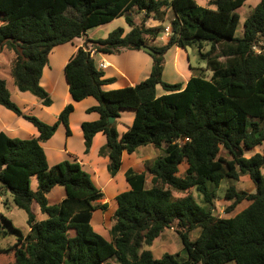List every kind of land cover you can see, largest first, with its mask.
I'll use <instances>...</instances> for the list:
<instances>
[{
    "label": "trees",
    "instance_id": "obj_1",
    "mask_svg": "<svg viewBox=\"0 0 264 264\" xmlns=\"http://www.w3.org/2000/svg\"><path fill=\"white\" fill-rule=\"evenodd\" d=\"M247 1L208 0L206 7L198 0H0V53L6 48L12 52L14 88L31 94L46 108L53 100L41 80L56 48L76 46L80 39L104 54L150 47L151 75L135 87L105 91L104 86L114 80L105 79L84 46L64 73L74 102L87 98L98 102L87 113L100 118L82 124L85 154L90 153L96 135L103 133L107 142L98 156L109 160L111 178L120 172L124 154L148 146L159 152L144 170L126 171L127 190L116 197L107 240L92 226L94 214L108 209L94 177L71 157L49 165L42 146L61 125L67 136L72 135L74 105L66 106L56 122L47 123L26 113L0 77V106L38 132L36 138L21 139L0 129V198H11V205L25 212L30 228L25 234L0 216L1 223L17 235L13 246L0 250L7 264H111L112 260L117 264H264V153L244 156L264 144V0L245 19L238 37L241 16L237 11ZM122 17L131 28L129 33L118 27L106 39L88 38L90 30ZM151 20L157 25H148ZM166 32L170 35L163 44L151 45ZM205 45L210 46L206 53ZM174 47L198 48L210 79L195 75L186 85L165 82V57ZM158 87L166 94L158 96ZM124 111L133 112L134 121L121 135L117 127ZM109 118L115 119L114 124L109 125ZM183 165L186 169L181 172ZM242 176L250 178L255 192L229 187L225 199L232 205L227 213L244 202L248 207L235 217H216L215 190L224 179L238 182ZM56 187L64 189L65 199L52 203L48 195ZM192 189L210 208L199 206L191 194L173 195ZM37 209L45 220L38 219ZM174 227L186 259L169 253L156 259L151 251H142ZM195 230H200L199 237L191 241L189 235Z\"/></svg>",
    "mask_w": 264,
    "mask_h": 264
},
{
    "label": "crops",
    "instance_id": "obj_2",
    "mask_svg": "<svg viewBox=\"0 0 264 264\" xmlns=\"http://www.w3.org/2000/svg\"><path fill=\"white\" fill-rule=\"evenodd\" d=\"M138 20H139V18H138ZM116 21H120L119 22L120 25L118 27L124 28L126 34L131 31V28L127 25L125 18L122 17L120 19L115 20L114 22H116ZM114 22H112L111 24H108V25H112ZM148 25L156 26L157 24L154 21V24L149 22ZM108 27H110V26H108ZM114 29L115 28L107 30V27H106L105 31H104L105 33L102 34L103 32H100L101 34L99 33V35L98 36L96 35L95 38H93L90 34H87V35H88V38L91 40L106 39L108 37V35ZM162 39L159 40L158 42L154 43V46H160L163 43ZM83 40L84 39H80V41L76 44V46H73V45L61 46L63 48L70 47V48H66L67 49L66 52L69 53V56H67V59L65 61H63L61 64L63 71L65 70L66 65L68 64V62L70 61L72 56L76 53V51L80 47H83L81 44V42ZM160 41H162V42L159 43ZM57 49L58 48H56L50 54L49 66L51 64V59L56 54ZM171 51H172V54L169 56L168 60H169V62H172V67H173L172 73L174 76L173 80H175V81L174 82H171V81L168 82L167 80H165V77L167 74L166 65H165V69H164L163 79L165 82H167L169 84L183 83L184 85H186L188 83V81L191 79V77L195 76V75H192L190 73L191 70H193L192 67L188 66V69H187V64L189 63L188 50H183V49H180L178 47H174L173 49L170 50V52ZM92 52H93L92 56L94 57V60L97 58V62H95V63L97 65L98 69L105 74V79H113L114 80V82L112 84L104 86L105 91L117 90V89H121V88H125V87H135L136 85L145 81L151 75L152 67H153V59L149 54H147L143 51H125L124 50V51H121L117 55L116 54L97 53L96 51H92ZM167 54L165 57V60H166L165 64H167ZM182 56H183V58H182ZM184 57L186 60L185 62H184ZM180 59L182 60V63L184 64L183 66H180ZM100 64H105V68L100 69ZM47 73H48V71H44V74H43V77L41 80V85L45 88V90L47 92L50 91V93L52 94V91L54 92V90H55V86H56V88H58L57 84H59L60 82L58 81L57 84L55 83L54 85H52L53 87H50L49 86L50 82L48 81L49 80V74H47ZM64 75H65V73H64ZM64 80L62 79L63 85H65L64 86L65 97H63L64 103L61 105L60 109H58V110H55L54 102H53V105L49 108L43 107L41 105L40 101L38 99H36L34 96H32L31 94H20L19 92H17L16 88H14L16 91V94H15L16 98L18 100H23V102H28V105H25L26 106L25 108H28L29 105H31L32 108L29 112H33L34 110H38L40 112L39 117L43 121H45L47 123H51V124L58 120L60 113L65 109L66 106H68L69 104H73L75 107V111L70 117V129H71L72 135L67 136L66 128L63 125H61L59 127L58 131L56 132V134L54 135V137L52 139H50L48 142L43 143L42 146H43V148L46 151V154L48 156L47 157L48 162L55 160L54 159L55 156L53 158L54 153L58 157V160H56V162H54V163L51 162V165L52 164L54 165L56 163H59L63 160H66L67 158L71 157L72 159L80 162L84 166V168H86V169L89 168V170H91L90 172L98 178L100 172L96 171V169H98L100 164H104L103 166H105L107 168V165L109 163L108 159H103V158H100L98 156V151L103 145L106 144L107 138L103 133L97 134L96 137L94 138L93 146L91 148L90 153L88 155H86L85 154V146H84V137H83V132H82V124L84 122H92V121H96L100 118V116L97 113H90V114L87 113V110L92 108V107L97 106L98 102L94 98H87L82 102H74L72 99V96L69 93V86H68L66 77H64ZM51 94H50V96H51ZM157 94H158V96H162V95H165L166 92L161 87H158L157 88ZM0 110H2V108H0ZM78 110H81L82 118L76 120V113ZM2 111L3 112L0 111V129L2 131H4L5 133H7L8 136H10L11 138H23V139L36 138L38 136V132H37L36 128H34L31 124H29L28 122L23 120L27 125V128H26V127H24L26 125L22 124L24 122L20 123L18 118H14V117H16V116H14V114H12L11 112L8 113L4 110H2ZM5 120H10V121H5ZM74 121L76 123L75 126H74ZM133 121H134V113L130 112V111H124L122 113V117L118 121L119 124H118L117 128H118L119 133L121 135L123 133H125L126 127L131 126L133 124ZM61 134L64 135V139H62L61 145L57 146L54 142L56 141V139ZM75 136L78 137L82 143L81 149L76 150L75 148L72 147L73 139ZM51 150H53V151L51 154H49V152ZM134 155H135V153L133 155L124 154L123 166H122L120 172L114 178H111L109 176L110 178L107 181V185L113 186V190H112V193H113L112 199L113 200H116V197L119 194H121L127 190V185L124 184L125 183L124 176H125L126 171L131 167L128 168V165L125 162V156H128V157L132 156L133 157ZM125 165H127L126 168H125ZM106 173H107V175H109L108 171H106ZM96 184L98 187L101 186V185H98V183H96ZM33 189H36L35 184L33 185ZM48 199L52 203L62 202L65 199L64 189L61 187H56L48 195ZM7 201L10 203V205H8V206L5 204ZM107 201L108 200L106 198H104V202L106 203ZM108 207H109V204H108ZM36 212H37V217L40 221H43L46 219L45 215L39 213L38 209L36 210ZM97 212H104V211H97ZM1 215L10 219L12 221L13 225L18 228V225L14 221V218H17L19 216V213L18 212L14 213V211L12 210L11 198H9L8 196L0 198V216ZM11 218H13V220ZM22 220H23V217H22ZM0 223H1V221H0ZM21 224H24V223H21ZM22 231L25 234H28L30 232V228L27 225V219H26V226L24 227V230H22ZM0 250H4V249H0ZM7 263H8V260L5 258H2L0 255V264H7Z\"/></svg>",
    "mask_w": 264,
    "mask_h": 264
},
{
    "label": "rangeland",
    "instance_id": "obj_3",
    "mask_svg": "<svg viewBox=\"0 0 264 264\" xmlns=\"http://www.w3.org/2000/svg\"><path fill=\"white\" fill-rule=\"evenodd\" d=\"M258 2H259V0H248L244 4V6L237 11L241 16L240 24H239L238 32H237L238 37L242 36L243 28H244V21L250 15V13L253 12L254 7L257 5ZM198 3L201 6H206V7L208 6L207 5L208 0H198ZM119 22L120 21H116L112 25H106V26L99 27L98 29L97 28L92 29L89 31L88 34H90L93 38H95L96 35L98 36L100 32H103L102 34H104L106 27H107V30L113 29V28L117 29L118 26L120 25ZM150 23L154 24V22L152 20L150 21ZM108 26H110V27H108ZM169 35H170V33L166 32V35L163 36V39H162L163 42H165L169 38ZM161 42L162 41H160L159 43H161ZM86 43H87V41L85 39L81 42L82 46L88 47V49L91 52L95 51L91 44H89V46H87ZM151 45H154V44L151 43ZM66 48H70V47H65V48H63V47L59 48L58 47V49L56 50L55 56L51 59L50 66H48L45 69V71H48L47 74H49V80L48 81L50 82L49 83L50 87H53L52 85H54L55 83L57 84L58 81L60 82L59 84H57L58 88H56V86H55V90H54V92L52 91V94L49 91V93L51 94V97L53 99V102H54L55 110L60 109L61 105L64 103L63 97H65V92H64L65 91V89H64L65 85H63L62 79L64 80L65 75H64V71L61 67V64L63 61H65L67 59V56H69V53L66 52V50H67ZM187 50H188V58H189V63L187 64V69H188V66L193 68V70H191L190 73L192 75L202 76L204 78L210 79L211 73L209 71H207L206 63L201 60L198 48L191 47V48H188ZM209 50H210V46L205 45L204 53L208 52ZM169 52L167 54V64H165L166 69H167L166 70L167 74H166L165 80H167L168 82L169 81L174 82L175 80H173L174 76L172 73V68H173L172 62H169V60H168L169 56L172 54V51L170 53ZM114 54L117 55L119 53L116 52ZM12 56L13 55H12L11 50H9L7 48L4 50L3 53H0V77L6 79L9 91L11 92L13 98L16 100V95H15L16 91L14 89V82H13L14 80H13V77L11 75V69H10ZM182 58H183V56H182ZM185 61L186 60L184 57V62ZM95 62H97V58L95 59ZM165 62H166V60H165ZM183 65L184 64L182 63V60L180 59V66H183ZM19 101L21 102V105L23 106L26 113L31 110V108H32L31 105H29L28 108H25L26 107L25 105H28V102H23V100H19ZM0 108H2V110L6 111L8 113L11 112L2 106H0ZM2 110H0V111L3 112ZM11 113L14 114L13 112H11ZM29 113L40 118L39 117L40 112L38 110H34L33 112H29ZM14 116H16V115L14 114ZM14 118H18V117L16 116ZM81 118H82L81 110H78L76 113V120L81 119ZM18 120L20 123L25 121L22 118H18ZM5 121H10V120H5ZM22 124L26 125L25 122ZM75 124L76 123L74 121V126H75ZM24 127L27 128V125ZM21 139H23V138H21ZM62 139H64L63 134H61L56 139V141L54 143L57 146H60L62 143ZM72 147L75 148L76 150L81 149V147H82V143H81L80 139L76 136L73 139ZM52 151L53 150H51L49 152V154H51ZM257 153H264V144L262 146L256 148V149H253L249 152H246V154L244 156L246 158H250ZM54 156H55V158H54ZM158 156H159L158 150L154 149L152 146L142 147L135 153V155L133 157L132 156H129V157L125 156V162L128 165V168L131 167L133 169H137V171H142L145 169L147 164H152L158 158ZM53 158L55 160L51 161L52 163H54V162H56V160H58V157L55 155V153L53 154ZM51 162H49V165H51ZM103 165L104 164H100L98 169H96V171L100 172L98 178L90 172L91 170H89V168H87L88 170H86V171L88 173H91V175L94 177V179H95L96 183H98V185H101L99 188L102 189V191L104 192L105 198L108 200L106 203L109 204V207L106 211L97 212L94 214L92 226L96 232H98L100 235L105 237L107 240H110L111 239L110 231H111V228L113 225L114 214H115V211L117 208V203H116V200L112 199L113 186L107 185V181L109 180L110 177L106 173L107 168ZM127 165H125V168L127 167ZM185 169H186V165H183L181 167V172H184ZM261 172H262V175L264 176V168L262 169ZM124 184H126V183H124ZM148 186H149V184H148ZM231 186H234L237 189V191H245L247 193H254L255 192V186L248 176L240 177L238 182H235L231 179H224L222 181L220 187L215 190L216 198L214 200L213 214L218 218L235 217L237 214L242 212L249 205L248 202H244L243 204L237 206L231 213H229V214L227 213V208L230 205H232V202H229L228 200L225 199V194H226V190ZM189 194H191L194 197V199L196 200V202L198 203L199 206L203 207L204 209L210 208V206L204 202L203 196L200 193H198L197 190L192 189L188 193L173 192V195L175 196V198H182V197H185L186 195H189ZM104 203L105 202L103 200L102 204H104ZM12 210L14 211V213H16V212L19 213V216L17 218H14V221L18 225L19 229L24 230V227L26 226V218H27L25 212L21 211L19 209H16L13 206H12ZM22 217H23V220H22ZM11 219L13 220V218H11ZM21 223H24V224H21ZM0 224L2 226L1 232H0V249H7L10 246H13L15 244V242L17 241V235H15L7 226L3 225L2 223H0ZM199 234H200V230H195V231L191 232L189 235L191 241L196 240L199 237ZM142 251H151L156 259L162 258L167 253L180 256L179 257L180 259H186V253L184 251L182 240L176 231V227H174L173 229L166 230L162 234V236L160 238H158L153 243L152 246H144ZM110 263L111 264H117L114 260H112ZM230 264H234V263H230Z\"/></svg>",
    "mask_w": 264,
    "mask_h": 264
},
{
    "label": "water",
    "instance_id": "obj_4",
    "mask_svg": "<svg viewBox=\"0 0 264 264\" xmlns=\"http://www.w3.org/2000/svg\"><path fill=\"white\" fill-rule=\"evenodd\" d=\"M141 51H143V52H145L147 54H151L152 53V49L150 47H148V46H145V45H143L141 47ZM108 121H109V125H111V124H114L115 119L114 118H109ZM238 155L241 156V153H239Z\"/></svg>",
    "mask_w": 264,
    "mask_h": 264
},
{
    "label": "built area",
    "instance_id": "obj_5",
    "mask_svg": "<svg viewBox=\"0 0 264 264\" xmlns=\"http://www.w3.org/2000/svg\"><path fill=\"white\" fill-rule=\"evenodd\" d=\"M258 53H261L262 51L260 49H258L257 51ZM105 68V64H100V69H104Z\"/></svg>",
    "mask_w": 264,
    "mask_h": 264
}]
</instances>
